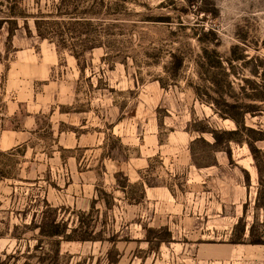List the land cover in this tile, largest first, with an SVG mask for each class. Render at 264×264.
<instances>
[{
	"label": "rangeland",
	"instance_id": "rangeland-1",
	"mask_svg": "<svg viewBox=\"0 0 264 264\" xmlns=\"http://www.w3.org/2000/svg\"><path fill=\"white\" fill-rule=\"evenodd\" d=\"M58 237L57 264L264 263V0H0V256Z\"/></svg>",
	"mask_w": 264,
	"mask_h": 264
},
{
	"label": "trees",
	"instance_id": "trees-1",
	"mask_svg": "<svg viewBox=\"0 0 264 264\" xmlns=\"http://www.w3.org/2000/svg\"><path fill=\"white\" fill-rule=\"evenodd\" d=\"M82 13L84 14H81V15H75L74 11L72 10H64L62 11V8H59V10L57 11V14L59 16H71L70 18H76L74 19L75 21L79 22V23H83V22H89V17H88V14L89 13H94L95 10L89 6V7H86L82 10ZM97 11V10H96ZM76 12V11H75ZM35 25H36V28H37V31L39 32V34H41L42 36H48V33L43 29L40 28V24L39 22L37 21V19H35ZM48 229H47V232L50 234V235H58V236H61V238H65V239H75V238H81V239H84L85 236L83 235H71L70 233L75 231V228L76 227H71V228H67V223L64 221V220H57L56 218H52L49 222L46 223L45 225ZM40 230L42 231V226H40ZM54 262L53 264H57V262H55V258L58 257L59 255V252H60V238L58 237L57 239H54ZM28 250V249H27ZM18 251H21L17 248L14 249V253H9V254H6L2 257L0 256V264H9V258L13 257V256H16V252ZM10 264H18L17 262H11ZM25 264H30L28 262H25Z\"/></svg>",
	"mask_w": 264,
	"mask_h": 264
},
{
	"label": "crops",
	"instance_id": "crops-1",
	"mask_svg": "<svg viewBox=\"0 0 264 264\" xmlns=\"http://www.w3.org/2000/svg\"><path fill=\"white\" fill-rule=\"evenodd\" d=\"M259 251H260V253H259V260L260 261H263L264 260V251H263V248H259ZM262 264H264V263L262 262Z\"/></svg>",
	"mask_w": 264,
	"mask_h": 264
}]
</instances>
